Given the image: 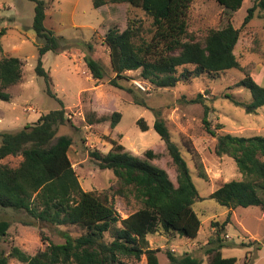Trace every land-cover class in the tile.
<instances>
[{
	"label": "trees",
	"instance_id": "obj_1",
	"mask_svg": "<svg viewBox=\"0 0 264 264\" xmlns=\"http://www.w3.org/2000/svg\"><path fill=\"white\" fill-rule=\"evenodd\" d=\"M34 2L31 27L42 43L37 45L35 72L42 76L45 91L56 97L51 90L49 72L43 67L42 56L60 49L57 37L48 29L44 20V0ZM97 8L107 3L126 2L141 9L147 19L145 25L138 17L127 19L123 30L112 26L101 41L108 49L109 82L125 89L133 96L135 104L144 102L130 86L121 82L129 78L127 71L140 69L141 79L156 87H171L178 81L189 80L204 74H216L232 68L242 71L236 83L251 94L250 102H243L227 95L230 101L246 113L257 114L264 105V85L252 76L254 62L240 66L235 55L240 28L229 21L221 28H210L202 37L188 30V13L193 0H91ZM224 12L237 10L243 0H216ZM264 19V0H253L247 9L242 25L254 17ZM5 28H0V36ZM2 47L0 44V52ZM85 70L95 80L103 78L104 66L90 55H84ZM22 78V61L19 57L0 56V100H9L6 88ZM56 109L41 113L31 123L14 130L0 131V210L24 211L35 220L53 224L79 226L83 233L72 236L63 231V242L48 240L42 233L44 248L29 254L17 245L5 250L0 245V264H8L14 258L22 264H126L123 257L139 259L145 255L148 264H158L157 248L148 245L147 236L161 232L195 238L201 225L192 204L200 197L178 146L170 138L162 118L156 114L153 127L164 141L176 171V184L165 169L141 158L115 141L106 152L89 151L100 169H111L115 182L107 192L83 190L68 157L72 138L57 134L58 127L70 122L62 101ZM190 102H202L201 93ZM208 106L204 105L202 122L208 133L216 137L213 151L217 156H230L241 174L240 179L222 182L209 194L228 209L237 206H257L264 211V136H240L219 131V123L212 127L206 119ZM110 126L120 120V113H111ZM100 118L96 119V122ZM92 122V121H91ZM142 130L148 129L142 118L137 120ZM153 158L151 150L145 151ZM16 159L15 163L10 160ZM201 168V165H200ZM200 176L205 177L203 170ZM111 196L121 197L133 211L122 217L116 210ZM231 212L222 220L210 221L211 235L207 240L205 254L207 264H238L235 257L222 255L225 242V226L230 222ZM32 225V221H21ZM10 221L0 217V242L8 234ZM110 238L106 239L105 234ZM251 243L259 244L257 240ZM244 244V243H241ZM168 264H197L190 255L176 256L166 251Z\"/></svg>",
	"mask_w": 264,
	"mask_h": 264
},
{
	"label": "rangeland",
	"instance_id": "obj_2",
	"mask_svg": "<svg viewBox=\"0 0 264 264\" xmlns=\"http://www.w3.org/2000/svg\"><path fill=\"white\" fill-rule=\"evenodd\" d=\"M46 4L45 26L59 37L60 49L42 56L43 67L52 80L50 86L56 97L45 91L42 76L35 72L37 45L42 43L31 27L34 2L31 0H0V56H16L22 61L21 80L6 88L9 100H0V131L14 130L26 123L34 122L41 113L56 109L62 101L66 122L58 127L57 134L72 138L68 157L78 176L83 190L107 192L115 182L111 169H100L89 151L106 153L115 141L129 152L147 159L165 169L170 180L176 184V171L171 163L164 141L153 127L156 114L162 118L169 130L170 138L178 146L187 163L192 182L199 199L192 207L197 212L201 225L195 238L161 232L147 236L148 245L157 248L158 264H168L166 251L176 256L190 255L197 264H207L205 249L211 235L210 221L222 220L231 212L230 222L225 226V242L222 255L235 257L238 264H264V211L257 206H237L228 209L209 194L222 182L240 179L234 160L227 155L217 156L213 147L216 137L204 128L202 118L204 105L206 119L211 126L222 125L219 131L234 135L264 136V105L257 114L246 113L234 105L227 95L243 102L251 101L250 92L236 83L242 78L239 68L216 74H204L189 80L178 81L171 87H156L139 76L140 69L127 71V81L134 93L144 102L135 104L131 93L112 85L108 49L102 45V37L108 28L115 26L123 30L128 18L138 17L148 24L144 12L126 2L107 3L93 7L91 0H44ZM253 0H243L241 6L225 13L216 0H193L188 13V30L202 37L210 28H221L228 21L240 28L235 55L240 66L254 62L252 76L264 85V19L254 17L242 25L247 9ZM97 59L105 68L103 78L95 80L85 70L84 55ZM201 93L202 102H190ZM118 111L120 120L110 126L111 113ZM100 118L96 122V119ZM142 118L148 129L142 130L137 120ZM92 121V122H91ZM151 150L153 158L145 151ZM15 163L17 160H10ZM201 165V168H200ZM203 170L205 177L200 176ZM117 212L125 217L134 210L119 196H111ZM0 217L10 221L8 234L0 242L3 249L17 245L29 254L44 248L40 234L53 242H63L62 232L72 236L83 233L79 226L53 224L35 220L24 211L0 210ZM32 221L25 225L21 221ZM109 239V233L105 234ZM257 240L259 244L251 243ZM244 243V244H241ZM126 264H148L145 255L139 259L123 257ZM8 264H22L10 258Z\"/></svg>",
	"mask_w": 264,
	"mask_h": 264
},
{
	"label": "crops",
	"instance_id": "obj_3",
	"mask_svg": "<svg viewBox=\"0 0 264 264\" xmlns=\"http://www.w3.org/2000/svg\"><path fill=\"white\" fill-rule=\"evenodd\" d=\"M38 118V117H37Z\"/></svg>",
	"mask_w": 264,
	"mask_h": 264
}]
</instances>
